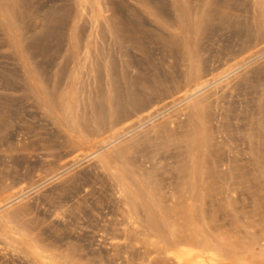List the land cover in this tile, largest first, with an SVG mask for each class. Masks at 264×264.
<instances>
[{
	"label": "rangeland",
	"instance_id": "1",
	"mask_svg": "<svg viewBox=\"0 0 264 264\" xmlns=\"http://www.w3.org/2000/svg\"><path fill=\"white\" fill-rule=\"evenodd\" d=\"M76 1L0 0V264H264V0Z\"/></svg>",
	"mask_w": 264,
	"mask_h": 264
},
{
	"label": "bare ground",
	"instance_id": "2",
	"mask_svg": "<svg viewBox=\"0 0 264 264\" xmlns=\"http://www.w3.org/2000/svg\"><path fill=\"white\" fill-rule=\"evenodd\" d=\"M84 0H77L76 2H78L80 4V2H82ZM87 1V0H86ZM259 1V0H258ZM261 1V0H260ZM77 4V3H76ZM78 4V5H79ZM257 4V2L255 3ZM260 4L262 5V2H260ZM264 4V3H263ZM82 5V4H80ZM80 6H78L79 8ZM84 7V5H83ZM82 8V7H81ZM175 8V7H174ZM176 11V10H175ZM82 12V10H81ZM178 12V11H177ZM176 13V12H175ZM179 14V13H177ZM176 15V14H175ZM180 16V15H179ZM177 17V15L175 16V18ZM180 18V17H179ZM181 19V18H180ZM179 19V20H180ZM178 20V21H179ZM207 85V82H201V83H197L193 89L189 90L188 92H186L185 97L181 100V102L185 101H189L192 100L198 93H200L202 90L205 89ZM192 92V93H191ZM184 96V95H183ZM191 115V114H190ZM194 115V114H193ZM192 120L194 119V116L191 115ZM99 150V149H98ZM106 152L100 155V158H102V161L105 162H109L107 161V150H105ZM121 174V173H120ZM125 176V174H123ZM122 175V176H123ZM126 177V176H125ZM123 177H121L122 179ZM120 179V180H121ZM125 179V178H124ZM123 180V179H122ZM127 179H125L126 181ZM125 196V195H124ZM126 203V201H125ZM146 204V203H145ZM128 205V204H127ZM149 205V204H148ZM129 206V205H128ZM145 206V205H144ZM3 207V205H0V209ZM127 207V206H126ZM147 207V206H145ZM128 208V207H127ZM149 207H147L148 209ZM150 210V209H149ZM132 215V214H131ZM159 251L162 254H164L166 256V260L169 262L172 259V264H226L224 262L221 261V259L219 258V256H217L215 253H210L208 254V262L202 260L203 257H205V250H199V251H195L194 249L190 248L189 246L186 245H182L180 242H172L168 245H166L165 247L162 246L160 248H158ZM168 250V251H167ZM165 260V261H166ZM151 261V260H150ZM146 263V262H145Z\"/></svg>",
	"mask_w": 264,
	"mask_h": 264
}]
</instances>
